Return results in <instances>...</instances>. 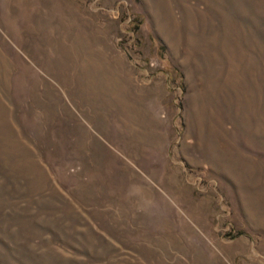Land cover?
Instances as JSON below:
<instances>
[{"label":"rangeland","instance_id":"374dc122","mask_svg":"<svg viewBox=\"0 0 264 264\" xmlns=\"http://www.w3.org/2000/svg\"><path fill=\"white\" fill-rule=\"evenodd\" d=\"M0 264H264V0H0Z\"/></svg>","mask_w":264,"mask_h":264}]
</instances>
